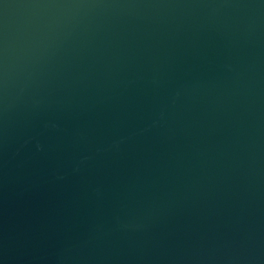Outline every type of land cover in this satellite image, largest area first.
<instances>
[{"label":"water","instance_id":"1","mask_svg":"<svg viewBox=\"0 0 264 264\" xmlns=\"http://www.w3.org/2000/svg\"><path fill=\"white\" fill-rule=\"evenodd\" d=\"M0 264H264V0H0Z\"/></svg>","mask_w":264,"mask_h":264}]
</instances>
